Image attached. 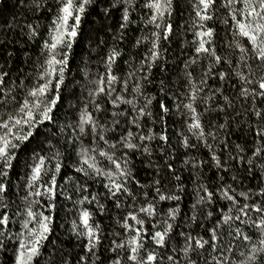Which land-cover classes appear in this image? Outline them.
Returning a JSON list of instances; mask_svg holds the SVG:
<instances>
[{
	"label": "snow or ice",
	"instance_id": "1",
	"mask_svg": "<svg viewBox=\"0 0 264 264\" xmlns=\"http://www.w3.org/2000/svg\"><path fill=\"white\" fill-rule=\"evenodd\" d=\"M31 3L34 6L33 10H40L39 0H31ZM92 3L93 0H56L57 7L49 27L48 39L44 40L40 57L33 66L34 77L24 74L22 69L19 70L20 74L13 77L0 66V208L9 207L6 203L8 194L10 189L15 187L11 183L10 173L14 169V161L19 160L21 150H28L29 145L35 140L40 141L39 147L42 151L45 144L50 150L54 149L48 156L40 155L35 149H31L33 163L25 164V167L30 168V174L26 173L28 178L24 187L31 191H26V195L22 197L26 202L23 213L26 218L21 222V228L26 231V235L24 232L18 234L24 238L19 239L15 264H33L36 258L42 255L44 242L52 232L53 216L45 215L44 211H34L33 205L40 204V201H30L29 197H47L48 203L41 206L51 213L56 207L51 201L57 197L58 188L67 185L70 191L67 189L60 191L59 195L72 200V194L86 191L87 181L98 176L106 178L107 183H104L103 187L107 190V198L113 200V205L117 209L125 207L121 197L130 202L137 200V195L130 184L134 183L140 188H154L155 192L151 199L149 193L144 192V204L134 211H127L118 219L117 222L123 232H114V236L121 239H112L107 249L113 253L109 258V264H264V184L258 190L249 188L240 192H237L232 184L218 186L215 190H210L207 184L197 185L194 189L196 199L191 207L190 219L205 229L206 236L199 233L194 236L190 232L176 230L179 226L173 222L181 212L179 203L164 213L165 218L162 221L158 219L159 202H179L182 196L177 193L186 190L173 163L168 162L171 152L165 153L163 147L171 148L166 127V117L171 111L166 103L168 96L165 95L158 101L159 113L154 117L150 106L156 100V95L145 97L143 105L137 108L135 100L126 98L123 93L129 91V80L135 79L138 71L145 72L142 79L151 83L148 79L151 69L161 59L160 40L168 41L174 33L173 25L165 22L171 18L173 0H149L145 5L152 10L148 23L162 31L152 33L155 39L152 40L144 59L140 61L141 67L128 72L127 78L115 75L113 65L121 52L114 48L106 58L105 71L89 81L92 87L88 91V103L79 109L74 121L60 122L59 111L62 110L65 101L62 86L66 87V73L70 72L71 49L78 35L82 17ZM125 3H131V0H120L123 12L121 29L132 22L128 7H124ZM221 8L224 9L223 14L228 17L223 19L222 23L234 36L244 40L243 44L239 41L235 44L240 53L237 61L217 54L214 46L215 28L206 23L213 20L214 12ZM194 10L197 19L194 20L193 27L198 29L194 32L193 41L196 45L195 57L189 62H183L189 85V91L184 96L188 102L185 103L175 95L172 99L176 101L174 106L178 112L181 108L188 110L190 115L184 124L199 144L190 142L187 135L180 133L181 146L187 150L199 151L200 145H203L209 150L216 168L227 172L229 171L227 160L221 161L212 143L218 140V131L206 130V127L226 129L227 121L216 124L214 120H209L207 126L205 125L201 119L203 113L198 112L194 106L197 94L203 92L204 88L193 82V73L187 69L197 63L201 54H205L210 58V63L199 81L200 85H207V78L213 75L220 81H227L232 75L240 83V97H251L253 100L256 97L264 98V0H194ZM24 27L30 30V38L39 35L38 24L35 26L26 24ZM4 35L0 32V39ZM136 43L139 45L141 40L138 39ZM10 57L11 53L7 52L5 44H0V58L3 63L7 64ZM125 63L129 64L128 61ZM145 64L147 71L144 68ZM225 64L231 69V73L213 72L214 67ZM129 67L131 68V64ZM26 80H33L31 87L25 84ZM117 83L122 85L119 90L115 87ZM159 85L160 92L164 93L166 85L163 79L159 81ZM253 85L254 87H248ZM235 86L233 84V87ZM221 91V88L217 87L212 95L201 97L200 102L207 105L209 101L215 100V94ZM131 92L143 95L141 84L137 82L131 88ZM223 99L227 106H231L232 102L228 96H223ZM121 105L131 106L132 112L121 108ZM204 111L224 112L225 106L216 104L214 108L209 106ZM106 114L111 116L110 121H103ZM65 115L67 116V113ZM255 115L264 118V113L259 110ZM121 117L126 118L123 126ZM145 118L153 124L159 120L161 130L155 132L149 128L145 133L142 130V121ZM133 128L140 131H133ZM117 129H121L118 137L108 136V133H115ZM255 134L264 139V127L258 129ZM57 137L62 138L65 151L69 154L68 158L72 154L77 157L75 164L65 173L62 185H58L57 177L60 176L62 169L69 166L64 163L65 154L52 143ZM84 137L90 138V146L84 145ZM157 140L163 145L161 154L170 175L168 182H177L174 191H165L166 184L162 183V179H156L150 185H143L135 177L133 154L139 152L141 155L151 156L152 148L149 144ZM60 142L58 139L57 143ZM220 143L224 148L228 147L227 142ZM235 147L240 153L244 152L239 144ZM117 152L120 155H117ZM261 152H264V147H256L252 155L259 156ZM97 157L103 158L108 167H101L102 161ZM229 159L246 163L248 167L245 170L255 178L251 158L246 159L242 155L237 157L229 153ZM152 163L149 161L150 165ZM184 163H190L191 167L196 169L204 162L192 157ZM73 170L81 174L80 178L70 174ZM156 175L159 176V171ZM45 176L49 179L40 183ZM219 179L223 181V175ZM236 179L235 176L232 177V180ZM218 199L227 201V204L219 209V215L214 216L211 206ZM85 202L89 204L95 202L100 211H104V205L99 202L97 195L93 194L91 198L86 195L82 199L72 200L74 206L83 205ZM132 206V203L128 204V207ZM14 215L21 213L17 212ZM201 217L204 221H211V226L205 227ZM153 219H156V223H151ZM10 224L8 212H0V249L6 248L4 241L7 238L6 234H10ZM30 224L35 226L29 227ZM71 224L75 235L83 238L85 254L78 257L77 264H86L90 257L95 258L92 264H96V260L100 259L98 251L103 239L100 224L93 220V213L87 208L80 210L77 219H73ZM238 249H242L239 251V259L235 258ZM60 261L69 264L63 256ZM60 261L56 264H60ZM100 264H103V261Z\"/></svg>",
	"mask_w": 264,
	"mask_h": 264
},
{
	"label": "trees",
	"instance_id": "2",
	"mask_svg": "<svg viewBox=\"0 0 264 264\" xmlns=\"http://www.w3.org/2000/svg\"><path fill=\"white\" fill-rule=\"evenodd\" d=\"M39 2L41 5L40 10L35 11L33 10L34 6L31 0H0V32L5 34L0 39V44H5L7 52L11 53L10 60L7 64H4L2 58H0V66L13 77L20 74L19 70L21 69L24 74L34 77V63L40 57L44 40L48 39L49 27L55 16L57 4L56 0H39ZM147 2L149 0H131V3L124 4V7H128L129 9L132 21L124 29L120 28L123 14L120 0H93V3L87 8L80 22L78 35L71 49L69 58L70 72L66 73V87L62 86V95L65 97V101L62 110L59 111L61 123L74 121V117L78 115L79 109H82L88 103V91L92 87L89 81L95 79L105 71L107 66L105 63L106 58L114 48L121 52V55L113 65V73L115 75L127 78L126 74L128 72L141 67L140 61L144 59L145 54L151 47L152 40L155 39L152 33L154 31H162V29L157 30L154 25L148 23L152 15V10L145 6ZM223 13L224 9L222 8L215 11L213 20L206 23L208 26L215 28L214 46L217 54L224 57H231L233 61H237L240 53L235 48V44L237 41L243 44L244 40L241 37L234 36L228 27L222 23L223 19L228 18ZM196 19L194 0H173L171 18L170 20L166 19L165 22H170L173 25L174 33L168 41L160 40L161 59L151 69V74L148 78L151 83L142 79L145 72L138 71L136 78L129 80V91L123 94L128 99H134L137 108L143 105L145 97L156 95V100L150 106L154 117L159 113L158 101L164 98L165 95L168 96L166 103L170 106L171 111L166 117V127L168 128L167 134L170 136L171 148L163 146L162 142L157 140L149 144L152 148L151 156L141 155L139 152L134 153L132 156L134 174L136 179L143 185H150L154 180L162 179V183L166 184L165 191H174V185L177 182H168L170 175L167 173L164 159L162 158L161 146L164 147L165 153L171 152V157H174V159L169 157L168 162L173 163L177 174L181 176L183 186L186 190L183 193H177L182 196L179 202H159L158 219L162 221L165 218L164 213L170 207H174L179 203L181 212L176 221L173 222L174 225L179 226L176 230L185 233L190 232L194 236L197 233L206 236L205 229L199 227L197 222L190 219L192 215L191 207L196 199L194 189L197 185L201 183L207 184L210 190H215L218 186L232 184L236 188V191L240 192L246 191L249 188L255 191L264 184V167H262L264 166V152H261L259 156L252 155L254 148L264 147V139L255 134L258 129L264 127V118L255 115L257 110L264 113V98L256 97L253 100L251 97H240V83L232 75H230L227 81H220L213 75L207 78V85H200L199 81L204 72L207 71L210 63V58L205 54H201L197 59V63L187 69V71H192L193 73V82L198 87L204 88L203 92L197 94V101L194 106L197 107L198 112L203 113L201 119L206 126L209 120H214L216 124L227 121L228 126L226 129L217 130L207 129L206 127V130L218 131V140L212 141V143L221 161L227 160L229 171L224 172L218 170L214 161L211 160L209 150L203 145H200L199 151L195 149L187 150L181 146L180 133L187 135L190 142L199 144L195 136L188 132L184 124V121L190 115L188 110L181 108L178 112L174 106L176 101L172 99L175 95L179 99L184 100L185 103L188 102L184 96L189 91V85L183 62H189L195 57L194 49L196 45L193 41L195 39L194 32L198 29L193 27V22ZM26 24H32L33 26L38 24L39 35L35 38H30V30L24 27ZM138 39L141 40L139 45L136 43ZM164 49H167V51H163ZM126 61L131 64V68L129 64L125 63ZM144 68L147 71L146 64ZM218 71L231 73V69L226 64L217 65L213 68L214 73ZM161 79L164 80L166 85L164 93L160 92L159 81ZM137 82L141 84V92L143 95L131 92V88ZM32 83L33 80L25 81V84L29 87H31ZM233 84L236 86L233 87ZM115 87L119 90L122 85L117 83ZM217 87L221 88L222 91L221 93L215 94V100L209 101L207 105L200 102L201 97L212 95ZM248 87H254V85ZM225 95L232 102L231 106L226 105L223 99ZM216 104L224 105L225 111H204L209 106L214 108ZM108 107L110 108V105ZM89 108L91 109V105H89ZM121 108L132 112V107L129 105H121ZM66 113L67 116L65 115ZM125 119V117H121L122 126ZM110 120L111 116L109 114L103 117V121ZM149 128H152L155 132H159L161 130L160 121L157 120L153 124L148 118H145L142 121V130L147 133ZM120 131L121 129H117L115 133H108V136L116 138ZM133 131L140 130L133 128ZM40 139L42 140L43 137ZM58 139L61 140L60 143H57ZM89 139V137H84L85 146H90ZM220 141L227 142L228 147L224 148ZM52 143L65 154L66 159L64 163L69 166L68 168L62 169L60 176L57 177L58 185H62L64 184L65 173L69 172V169L75 164L77 157L72 154L68 158L69 154L65 151L61 137L53 139ZM39 144L40 141L35 140L29 145L28 150H21L19 160L14 161V169L10 173L11 183L15 187H12L8 194L6 203H8L9 207L7 209L0 208V212L7 211L10 216V234H6L7 238L4 241L6 248L0 249V264H15L19 239L24 238V236H18V234L24 232L26 235V231L21 228V222L26 218L23 214L26 202L22 200V197L26 195V191H31L30 189L26 190L24 187L25 181L28 178L26 173L30 174V168L25 167V164L33 163L31 149H35L37 153L45 156L51 155L52 151H54V149L50 150L47 144L43 146L44 150L42 151ZM218 144L219 146H217ZM237 144L244 149L243 153H240L235 147ZM229 153L237 157L242 155L246 159L251 158L255 178L245 170L248 167L246 163L229 159ZM117 155H120V153L117 152ZM192 157L204 163L200 167L193 169L190 163H184L185 160H191ZM97 159L102 161L101 167H108L107 162L103 161V158L97 157ZM149 161L153 163L150 165ZM157 171H159V176L156 175ZM70 174L77 178L81 176V174L75 173L74 170ZM221 175L224 177L223 181L219 179ZM233 176L237 178L235 181L232 180ZM48 179L49 177L45 176L40 183ZM87 183V190L72 194V200L82 199L86 195L89 198L93 194L97 195L99 202L104 205L103 212L100 211L95 202L92 204L85 202L83 205L74 206L72 200L65 199L64 196L59 195L60 191L66 189L70 191L67 185L64 188L57 189V197L51 201L56 207L51 213L41 206L48 203L47 197H29L30 201H40V204L33 205L34 211H44L45 215L51 214L53 216V223L51 225L52 232L48 240L44 242V247L41 249L42 255L36 258L33 264H56L62 256L67 259L69 264H77L78 257L85 254L83 251V238H78L75 235L71 222L73 219H77L79 211L84 208L90 210L93 213V220L100 224V234L103 239L98 251L100 259L96 260V264H100L101 261H103V264H109V258L113 256V253L107 251V249L110 247L112 239H121L119 236H114V232H123V229L117 222L118 219L127 211H134L144 204V192L149 193V199L155 195L154 188H140L134 183L130 184V187L133 188L137 195V200L130 202L124 197H121L125 203V207L117 209L113 205V200L107 198V190L103 187V184L107 183L106 178L98 176L88 180ZM40 190L43 191V188ZM129 203L133 205L131 208L128 207ZM226 204L227 201L218 199L211 206L212 210H214V216L219 215V209ZM17 212H20L21 215H14ZM200 219L205 224V227L211 226V221H204L203 217ZM151 223H156V219H153ZM33 226L35 225H29V227ZM182 239L181 237V242ZM240 250L242 249H238L235 254V258L237 259H239ZM93 259L95 258L90 257L86 261V264H92ZM60 264H63V262L60 261Z\"/></svg>",
	"mask_w": 264,
	"mask_h": 264
}]
</instances>
